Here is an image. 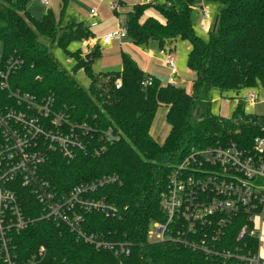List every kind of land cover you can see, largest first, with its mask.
<instances>
[{"label":"trees","instance_id":"1","mask_svg":"<svg viewBox=\"0 0 264 264\" xmlns=\"http://www.w3.org/2000/svg\"><path fill=\"white\" fill-rule=\"evenodd\" d=\"M205 2L219 6L216 29L207 41L195 33L192 8L196 0L136 5L124 18L127 38L137 46L155 41L161 49L166 40L188 42L187 67L194 74L189 93L181 87L161 86L153 77L151 86L142 87L147 75L123 52L118 74L94 72L90 62L101 47L96 46L88 60L81 57L78 44L76 50L69 49L70 43L92 37L88 26L74 22L62 26L61 17L51 10L36 19L28 12L30 0H0V55L20 64L12 78L14 86L39 101L51 98L54 107L63 109L70 121L96 126L98 133L111 127L118 137L114 143L105 144L97 133V148L105 147L97 156L81 154L66 161L53 155L43 167L45 177L55 190L67 192L76 185L116 176L117 182L99 186L88 197L113 204L119 208L120 217L85 214L82 230L131 245L128 256H116L77 239L68 228L44 220L15 238L21 259L29 258L42 246L47 264L206 263L199 253L176 245L152 244L146 237L151 223L163 220L158 201L171 168L190 149L234 143L248 150L255 138H264V116L247 113L239 97L243 91L264 88V0ZM149 8L157 10L164 21L151 17L140 21ZM48 43L74 59L71 72L84 71L89 81L87 89L57 61ZM212 89L222 98L237 100L230 117L211 114ZM5 97L0 92V99ZM200 102L206 103L203 112L197 110ZM161 105L167 108L169 132L158 144L149 132ZM30 202L25 212L37 216L38 207L33 199Z\"/></svg>","mask_w":264,"mask_h":264},{"label":"built area","instance_id":"2","mask_svg":"<svg viewBox=\"0 0 264 264\" xmlns=\"http://www.w3.org/2000/svg\"><path fill=\"white\" fill-rule=\"evenodd\" d=\"M40 3L49 9L52 0ZM198 11L202 18H210L206 7L200 6ZM96 18V10L90 9L89 30L98 26ZM124 39L127 33L123 25L104 34L101 44ZM158 55L167 70L165 85L176 86L174 55L165 47ZM18 68V61H7L0 55V92L6 95L0 99V264H47L44 247L21 259L15 246L17 236L44 220L68 228L95 249L128 256L129 242L110 241L102 234L82 230L85 214L120 217L113 204L88 197L118 178L103 177L65 192L55 190L43 171L56 154L66 161L81 154L99 155L105 147L97 148L98 134L105 144L118 137L111 127L98 133L96 126L70 121L63 109L54 107L51 98L39 101L14 86L12 78ZM152 84L148 75L141 81L144 88ZM119 86L117 81L116 88ZM243 101L245 108L253 107L255 91L245 92ZM30 198L38 207L37 216L25 212ZM158 206L163 220L151 223L146 233L149 243L181 246L201 254L205 264H264V138H255L248 150L234 143L190 149L172 166Z\"/></svg>","mask_w":264,"mask_h":264},{"label":"rangeland","instance_id":"3","mask_svg":"<svg viewBox=\"0 0 264 264\" xmlns=\"http://www.w3.org/2000/svg\"><path fill=\"white\" fill-rule=\"evenodd\" d=\"M156 1L164 2V0H156ZM196 5L198 6L203 5L204 7H206L209 10V16H212L213 19L215 18L217 14V9L219 7L217 4H214V3L204 4L202 0H197ZM87 8L88 6H86L85 10L82 9V11L88 12ZM46 10L47 8L43 7L41 4H37L33 6L31 5V8H28V12L30 13V15L36 19H41L43 14L46 12ZM118 11L120 13V16H119L120 19H122V22H124L123 16L126 13V9L122 8V9H119ZM147 15H150L152 18L158 20L159 22L163 21V16L155 9L150 11L148 14H145L143 19H145ZM198 15L199 14L197 11L192 12V19L194 23ZM80 16L81 18L84 17L82 13H80ZM65 23L66 22L61 20L62 26ZM212 29H213V22L210 23L208 30H205L204 28H202L199 31L197 29L196 32H197L198 37H200L204 41H207L210 36V33L213 32ZM89 40L90 38L88 37L79 43L72 42L70 43L69 49H71L72 51L76 50L75 46L76 44H78L80 46L79 47L80 55L81 57H83L85 56L84 53L88 54L87 53L88 48L81 47V45L84 42H88ZM47 45L51 48V52L53 53L57 61L63 66L65 70H67L69 73L72 74L73 78L79 84V86H81L83 89H87L89 85V81L84 71L78 70L74 73L71 72L73 65H74V59L67 57L64 54L63 50L56 48L54 45L51 46L49 45V43ZM164 45L170 47L173 50V55L176 59L177 68H178V75L176 77V80L178 81V83L185 86L187 92L192 93V81L194 79V74L187 67V53L189 50L188 42L183 41V40H177L176 42L169 43V41L166 40ZM154 47H157V45L154 46L152 44L151 48H154ZM0 54H1V45H0ZM120 67H121V52L119 49H117L116 45H114L112 49L106 51L105 53L104 52L102 53V49H101V52L95 58H93L92 61L90 62V68L94 72L118 74L121 71ZM157 78L159 80V83L162 84V82L166 81L167 75L164 72H161L157 75ZM255 92H256L255 94L257 95V101L253 105V107L248 108V112L251 114L258 115V116H264V88L260 87L257 89V91L255 90ZM210 100L211 102H210L209 109H210L211 114L213 115H217L222 118H228L230 117L233 110L235 109L234 107L235 105L233 106L232 100L222 98L219 95V92L215 89H212L210 92ZM206 108H207L206 103L200 102L197 107V110L203 112L205 111ZM166 112H167L166 106L161 105L158 108L156 115H155V119L152 123V127L150 130L152 137L159 144L163 142V140L165 139V137L168 135V132H169V126L165 121ZM261 244H262V248H264V233H262V236H261Z\"/></svg>","mask_w":264,"mask_h":264},{"label":"crops","instance_id":"4","mask_svg":"<svg viewBox=\"0 0 264 264\" xmlns=\"http://www.w3.org/2000/svg\"><path fill=\"white\" fill-rule=\"evenodd\" d=\"M154 1H156V0H52L50 8L47 10H51L56 17H58V18L61 17V20H63L64 22L84 23L86 26H88V23H89L88 12L90 9H95L97 12L96 21L98 22V26L96 28L90 30L92 37L90 38V40L88 42H84L81 45V47H87L88 48L87 53L90 54L92 49H94L96 46L101 47L102 53L103 52L105 53L106 51L112 49L114 45H116L117 49H119L121 53L125 52L136 62L139 69L144 74L153 77L155 80H157L159 82L157 75L161 72H164L167 75V70L164 67V64H163L161 58H159V56H158V51L160 48L158 47V45L155 41H149L144 47L137 46V45L133 44L128 38L124 39V40H116V41L110 43L109 45H102L101 44V37L104 34L115 30L118 26H123L124 22H125L124 18L126 17V14L131 12L132 9L136 5L148 4V3H152ZM203 3L205 4L206 2L203 1ZM37 4H41L40 0H30L29 8H31V5L33 6V5H37ZM64 4H65V6L63 8ZM86 6H88V8H87L88 12H83L82 9L85 10ZM111 6L113 8H111ZM200 6H203V5L198 6L195 3L194 7L192 8V12L197 11L199 14L197 16V19L195 20V23L193 22L196 34H197V32H196L197 29H198V31L201 30L202 28H204L205 30H208L210 23L214 22V19H215V18L213 19L212 16H209L210 18L208 20L202 18L200 15V12L198 11V8ZM122 8L126 9V13L123 16L124 22H122V19H120V17H119L120 13L118 11L119 9H122ZM152 10H153V8L147 9L143 13L140 21L143 22L148 17H151L150 15H147V17L145 19H143L144 15L148 14ZM218 10H219V7L217 9V13H218ZM80 13H82L84 15L83 18H81ZM152 44L154 46L157 45L158 48L157 47L151 48ZM164 47L167 48L168 50H170L173 54V50L170 47H168V46H164ZM84 54L87 55L86 53H84ZM120 69H121V67H120ZM165 83H166V81L162 82V84L161 83H159V84L161 86H164ZM176 86L181 87L183 89H186L185 86L178 83V81H177ZM244 94H245V91L241 92L239 97H241L243 99ZM230 100H232L233 106L234 105L236 106L237 100H235V99H230ZM245 110H246V112H248V107L245 108ZM154 119H155V117H154ZM165 121H166V115H165ZM151 127H152V125H151ZM150 130H151V128H150ZM149 133H150V136L152 137L151 131ZM153 140H154V138H153ZM164 140H163V142H164Z\"/></svg>","mask_w":264,"mask_h":264},{"label":"water","instance_id":"5","mask_svg":"<svg viewBox=\"0 0 264 264\" xmlns=\"http://www.w3.org/2000/svg\"><path fill=\"white\" fill-rule=\"evenodd\" d=\"M217 16L215 17V19H214V22H213V29H212V31L214 32L215 31V29H216V25H217ZM90 58V54H87V55H85V57H84V59L85 60H88Z\"/></svg>","mask_w":264,"mask_h":264}]
</instances>
